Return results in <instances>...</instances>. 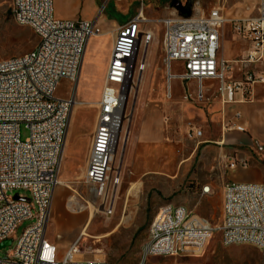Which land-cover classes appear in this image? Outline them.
<instances>
[{"label":"built area","instance_id":"1","mask_svg":"<svg viewBox=\"0 0 264 264\" xmlns=\"http://www.w3.org/2000/svg\"><path fill=\"white\" fill-rule=\"evenodd\" d=\"M144 2L140 0L138 15L114 33L83 176L108 215L113 213L121 183L114 163L124 142L127 101L136 77H142L147 67L146 51L155 38L144 15ZM12 12L20 26L35 32L38 43L24 54L0 60V243L11 239L13 245L18 226L34 218L35 222L24 230L14 250L0 257V264H107L81 257L82 235L60 254L47 233L53 194L61 185L64 145L75 104L73 98L58 97L56 92L62 80H78L87 44L102 34V24L100 19L58 17L54 0H12ZM227 21L222 7L198 14H182L174 8L159 21L169 97L175 79L185 83L186 99L197 100L206 96L204 82H215L216 95L224 106L235 102L237 93L245 99L256 84H264V0H258L255 16L233 20V30L249 43L247 55L239 60L248 67L241 79L231 77L232 62L219 58L221 30ZM142 48L145 53L140 57ZM174 63H180L183 71L175 73ZM189 82H196L197 90L188 89ZM241 117L237 111L233 120H224V134L246 131L239 123ZM22 124L29 132L25 140L21 137ZM189 131L194 138L203 136L201 129ZM258 148L264 151L263 146ZM239 164L248 167L247 160L232 156L228 167L235 170ZM13 190H25L30 197H10L8 192ZM211 192V185L202 186V195ZM216 231L221 232L225 246L250 245L264 251V182L227 181L223 185L222 219L217 226L185 206H160L157 230L148 235L138 264H150V258L158 256H199Z\"/></svg>","mask_w":264,"mask_h":264},{"label":"rangeland","instance_id":"2","mask_svg":"<svg viewBox=\"0 0 264 264\" xmlns=\"http://www.w3.org/2000/svg\"><path fill=\"white\" fill-rule=\"evenodd\" d=\"M172 1L144 2V15L149 21L148 28L155 32V38L146 51L147 67L142 77H136L135 87L127 101L128 118L124 142L114 163L115 171L121 174V183L114 198L111 215L101 210V199L89 191L83 175L81 176L87 162V157L83 158L81 143L74 153L64 154L61 178L66 180L69 194L76 195L77 198L53 199L47 233L57 234L60 247L64 250L86 230L87 234L84 233L81 240L83 258L99 257L98 259L105 260L107 264H138L142 246L150 235L160 206L167 203L185 206L211 225L217 226L222 219L223 185L227 181L264 182V151L258 148L264 147V84H256L253 92L246 95L245 99L251 102V108L242 113L239 122L246 131L239 132L242 137L237 144L224 145L228 155L225 161L223 157H216L214 149L206 147L215 146L213 141L220 140L224 117V109L219 103L215 88L203 100L191 97L186 99L185 83L175 79L171 82L172 97L168 96L166 66L163 62V27L159 21L174 12ZM180 2L183 5L190 4L191 14L208 13L214 7H222L228 19L225 25L231 27L232 36L240 40L242 47H247L248 41L233 30L232 24L233 20L255 16L258 0ZM54 7L58 17L74 11L77 18L100 19L102 24L113 28L115 32L118 26L138 15L141 3L140 0H54ZM111 38L110 33H104L96 39L97 57L91 67L85 61L81 80L71 82L64 79L58 86V97L74 96L75 103L82 102L75 109L81 108L76 115L77 120H71L70 133L80 132L85 135L93 128L102 95ZM37 43L35 32L16 22L12 12V0H0V60L24 54ZM144 53L145 49L142 48L140 57ZM220 55L228 57L230 52L223 49ZM237 59L241 60L243 57L240 55ZM173 70L180 73L183 68L180 63H174ZM243 77L244 73L236 79ZM186 86L188 89L192 88L188 83ZM147 103L160 105L159 121L162 122L159 144L151 149L158 151L162 162L155 164L162 168L152 169L150 173L142 167L146 147L137 145L142 135ZM190 128L201 129L204 136L194 138ZM234 132L237 131H230L227 136L232 137ZM28 134L25 124H22V140ZM204 140L208 141L202 143ZM232 156L240 161L247 160L248 167L239 164L237 169H229L228 163ZM205 184L212 186V192L202 195L201 188ZM16 194L30 197V193L25 190L8 192L10 197ZM34 222L35 218L18 226L13 235V245L0 249V257L14 250L24 230ZM150 264H264V251L250 245L225 246L221 232L216 231L201 255L151 257Z\"/></svg>","mask_w":264,"mask_h":264},{"label":"crops","instance_id":"3","mask_svg":"<svg viewBox=\"0 0 264 264\" xmlns=\"http://www.w3.org/2000/svg\"><path fill=\"white\" fill-rule=\"evenodd\" d=\"M59 17L76 19L77 13L72 11V13L70 14H62ZM78 18H81V17H78ZM104 33H110L112 35V38L109 41V57H108V62H109L110 53H111L113 43H114L113 36L115 32L113 31V28H109L105 24H102V34ZM100 35L91 38L87 44L78 81L81 80L82 69H83V65L85 61L87 62L86 64L91 67L97 57L98 50H97V44H96L97 40L96 39H98ZM223 49H226L230 52V55L228 57H223L220 55V51ZM248 49H249V43L247 47H242L240 40L232 36L230 26L225 25L222 28L221 36H220L219 58L232 62V65H233V70L231 72L232 78L236 79L238 75H242L245 71L248 70L247 65L240 62L237 59L240 55L243 58H245V56L248 53ZM188 84L192 86L191 89L189 88L191 91L192 90L194 91L196 89V86H197L196 82H189ZM203 85H204V91L206 95L211 93L212 88H215V90L217 88V84L212 81H205ZM219 103L221 104V107L224 109V117H222V125L224 123V120L227 122L228 120H233L235 112L240 111L241 113H244V112L249 111L251 108V102L246 101V99H243V95L241 94V92L236 94L235 102L226 104L225 106L221 103L220 100H219ZM159 107L160 105L158 103H147L146 104L145 111H144V121H143V126H142V135L137 141L138 146L146 147L145 154L142 157V161H143L142 167H144L147 170V173H150L152 169L162 168V167H156V164H155L156 162H162V159L158 156L159 155L158 151L151 150L154 146L159 144V140L161 136L162 122L159 121V117L161 116V111ZM80 109L81 108L77 110H74V109L72 110L73 112H75V116H73V112H72L71 117H70V124H71V120L72 121L77 120L78 116L76 117V115L77 113H79ZM98 113H99V107H98V112L95 117L92 130L86 133L85 135L81 134L80 132L70 133L68 129V133H67L66 141L64 145L63 158H64V154L67 155L69 152L74 153L78 149V146L81 143L83 158L87 157L88 159V155L90 153V149H91V145L93 141V136H94V133L97 127ZM241 118L239 119V122ZM222 125L220 128V135H219L220 140L213 141V143L216 144L215 146L206 145V147H209L210 149H214V151H216V157L218 158L223 157L225 161V158H228V155H227L226 149L224 148V145L225 144H231V145L237 144L240 138L242 137V133L234 132L235 134L232 137H229L227 136L229 132L224 134L222 130ZM203 136H204V133H203ZM207 141L208 140H204L202 141V143H206ZM86 168H87V162H86ZM85 171H84V174H85ZM84 174L82 173L81 176L82 175L84 176ZM79 177H75V178H79ZM66 186H67L66 182L65 184L59 185L54 191L53 199L54 198H77L76 195L69 194V190ZM48 237L52 242L58 245L60 254H63L66 249L63 250L60 247L61 244L58 241V235L57 234L48 235Z\"/></svg>","mask_w":264,"mask_h":264},{"label":"water","instance_id":"4","mask_svg":"<svg viewBox=\"0 0 264 264\" xmlns=\"http://www.w3.org/2000/svg\"><path fill=\"white\" fill-rule=\"evenodd\" d=\"M172 7L178 9L182 14H190V10H191L190 4L189 5H183L180 2V0H173L172 1ZM72 98L75 101L74 96ZM11 245H12V240L11 239L6 240V241L0 243V249L6 248V247L11 246Z\"/></svg>","mask_w":264,"mask_h":264},{"label":"bare ground","instance_id":"5","mask_svg":"<svg viewBox=\"0 0 264 264\" xmlns=\"http://www.w3.org/2000/svg\"><path fill=\"white\" fill-rule=\"evenodd\" d=\"M93 38V37H92ZM82 102H80V101H77L75 104H74V110L77 108V106H79L80 104H81ZM73 112V111H72ZM61 174L62 173H60V184H65V180L63 179V178H61ZM101 205V204H100ZM94 206V205H93ZM90 208V207H89ZM94 208V207H93ZM101 210H104L105 211V209H104V207L102 206V209ZM100 211V210H99ZM95 213V212H94ZM93 216V211H92V209H91V217ZM84 230V229H83ZM156 230H157V216L155 217V219H154V222H153V225L151 226V229H150V232H156ZM84 233H86L87 234V231L86 230H84V232H82V234L81 235H83ZM99 257H97V259H98Z\"/></svg>","mask_w":264,"mask_h":264}]
</instances>
